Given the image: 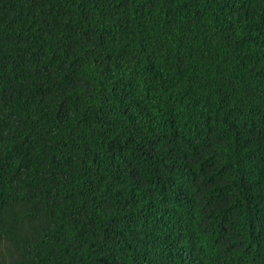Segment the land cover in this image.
I'll list each match as a JSON object with an SVG mask.
<instances>
[{"label": "trees", "instance_id": "16d2710c", "mask_svg": "<svg viewBox=\"0 0 264 264\" xmlns=\"http://www.w3.org/2000/svg\"><path fill=\"white\" fill-rule=\"evenodd\" d=\"M0 264H264V0H0Z\"/></svg>", "mask_w": 264, "mask_h": 264}]
</instances>
